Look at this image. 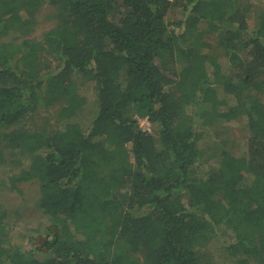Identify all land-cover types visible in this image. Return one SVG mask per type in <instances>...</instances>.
Listing matches in <instances>:
<instances>
[{
    "label": "trees",
    "instance_id": "1",
    "mask_svg": "<svg viewBox=\"0 0 264 264\" xmlns=\"http://www.w3.org/2000/svg\"><path fill=\"white\" fill-rule=\"evenodd\" d=\"M43 4L53 23L27 38ZM239 118L244 149L203 165L200 142ZM26 181L46 253L5 245L0 209V264H264V9L0 0V191Z\"/></svg>",
    "mask_w": 264,
    "mask_h": 264
},
{
    "label": "rangeland",
    "instance_id": "2",
    "mask_svg": "<svg viewBox=\"0 0 264 264\" xmlns=\"http://www.w3.org/2000/svg\"><path fill=\"white\" fill-rule=\"evenodd\" d=\"M249 1L264 9V0ZM52 10V7H48L43 4L39 13L37 14L39 16L37 25L35 26L34 31L30 35L26 36L27 38L33 37L38 39L40 34L52 25L53 20L48 17L49 12ZM215 36H211L210 38L208 37L207 40L212 44L211 51L214 54H219L221 53V49L216 46L214 39ZM155 61L157 64L160 63L159 58H156ZM76 84H78V81H76ZM91 84L93 86V83ZM78 89H81V85H78ZM61 94L62 93L60 92V95ZM60 101L61 98L59 97L56 101V106L60 104ZM228 103L229 105H232L234 104V100L229 98ZM56 108L57 107H53L52 110ZM185 114L189 115V111L186 110ZM53 115V112H38L34 114L32 118H30L29 123H36L40 126L46 125L48 127L55 128L57 127V121L54 119ZM85 117H87V115ZM135 118L138 122V125L143 130H146L152 134H156V126L148 121L145 117L135 115ZM207 123L209 124V122ZM243 124V119L241 118L225 122L221 124L220 127H218L215 133L213 132L214 137H209L202 140L200 144L203 146V149H205V154L203 156L204 164H202L208 165L209 162L214 160L215 155H213L212 148L209 149L211 146H213L217 152L223 147L233 152H240L243 150V138L246 134L242 130ZM209 130L212 131L211 129ZM127 146H129V144H127ZM17 185L18 187L15 190L5 189L0 191V209L5 210L7 213L5 219L6 234L4 235V244L19 245L21 250H27L31 247H39L41 250V255H44L46 253V249L41 247L42 241L45 238L46 233L50 231L51 226L50 222L48 221V216L42 211L40 207H38L36 203L39 194L38 185L34 181L19 182Z\"/></svg>",
    "mask_w": 264,
    "mask_h": 264
}]
</instances>
